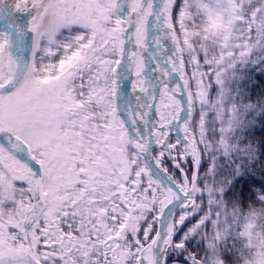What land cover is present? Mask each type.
<instances>
[{"label": "snow or ice", "instance_id": "obj_1", "mask_svg": "<svg viewBox=\"0 0 264 264\" xmlns=\"http://www.w3.org/2000/svg\"><path fill=\"white\" fill-rule=\"evenodd\" d=\"M250 61L264 0H0V264H264V195L199 171L237 148Z\"/></svg>", "mask_w": 264, "mask_h": 264}, {"label": "trees", "instance_id": "obj_2", "mask_svg": "<svg viewBox=\"0 0 264 264\" xmlns=\"http://www.w3.org/2000/svg\"><path fill=\"white\" fill-rule=\"evenodd\" d=\"M226 87L234 102L251 107L244 115V123L233 134L232 143L237 145L236 150L228 155L222 150L213 151L201 159V183L226 185L225 197L247 209L257 205L259 196L264 195V63L250 61L238 65ZM215 91L213 88V93ZM213 165L215 172L208 175V169ZM199 198L206 205V194ZM198 219L199 214L189 217L178 235H183ZM236 230L234 226L233 231ZM187 243L194 252L204 254L207 251V242L199 235H192ZM233 243L234 240L229 238V247ZM228 254L232 255V252ZM167 256L168 264H189L183 254L169 250Z\"/></svg>", "mask_w": 264, "mask_h": 264}, {"label": "water", "instance_id": "obj_3", "mask_svg": "<svg viewBox=\"0 0 264 264\" xmlns=\"http://www.w3.org/2000/svg\"><path fill=\"white\" fill-rule=\"evenodd\" d=\"M176 135L178 136L179 133H176ZM181 211V207L179 202H177L176 204L172 205L169 210L167 215L171 216L173 214H178ZM157 255H163V253H160L159 250H157Z\"/></svg>", "mask_w": 264, "mask_h": 264}, {"label": "clouds", "instance_id": "obj_4", "mask_svg": "<svg viewBox=\"0 0 264 264\" xmlns=\"http://www.w3.org/2000/svg\"><path fill=\"white\" fill-rule=\"evenodd\" d=\"M260 249H259V247H257L256 248V251H259ZM237 255H239V252H237ZM239 264H246V261L245 260H241L240 262H239Z\"/></svg>", "mask_w": 264, "mask_h": 264}, {"label": "rangeland", "instance_id": "obj_5", "mask_svg": "<svg viewBox=\"0 0 264 264\" xmlns=\"http://www.w3.org/2000/svg\"><path fill=\"white\" fill-rule=\"evenodd\" d=\"M199 171H200V165H199Z\"/></svg>", "mask_w": 264, "mask_h": 264}]
</instances>
